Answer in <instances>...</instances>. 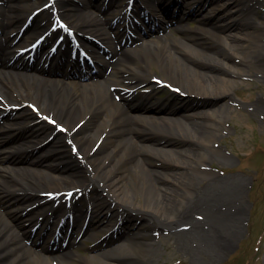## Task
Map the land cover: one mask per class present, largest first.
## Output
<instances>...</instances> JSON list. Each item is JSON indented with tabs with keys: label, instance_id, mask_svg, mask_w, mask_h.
<instances>
[{
	"label": "bare ground",
	"instance_id": "bare-ground-1",
	"mask_svg": "<svg viewBox=\"0 0 264 264\" xmlns=\"http://www.w3.org/2000/svg\"><path fill=\"white\" fill-rule=\"evenodd\" d=\"M3 1L0 264L72 263L62 255L85 264H158L157 243L150 241L152 236L145 230H170L203 216L211 228L217 225L228 230L234 226L224 217L223 208L245 204L241 192L246 179L216 176L208 167L214 160L210 151L222 153L216 141L231 110L237 80L250 75V68L264 71L259 50L264 46V30L247 16L241 0H223L239 39L222 34L230 27L224 25L216 9L203 13L206 3L214 0H135L133 9L130 1L124 5L125 0H109L104 12L98 0H54L58 13L53 16L52 8L42 10L28 37L23 38L27 42L31 37L34 41L43 37L45 46L51 43L35 64L25 61L23 55L15 57L20 51L10 44L27 6L20 0ZM153 4L166 10L163 18L156 17ZM125 7L131 12L126 15V27L143 31V26L147 30L133 31L134 37L117 43L116 29L110 26L108 31L105 25L115 13L124 21L121 12ZM187 8L188 16H200L206 27L189 36L192 44L166 41L162 32L167 24L176 21L181 25ZM57 19L66 21L74 35L65 28L53 30L50 24ZM208 36L217 43L211 42L209 50L200 52ZM80 52L83 59L91 57V61H79ZM31 69L35 79L26 72ZM157 88H170L173 93L161 100L153 95ZM31 104L40 107L39 114L30 109ZM256 106L264 110L263 100L258 99ZM150 153L166 161L167 166L150 167ZM90 186L108 192L86 198V208L96 218L102 215L86 226V235H90V227L104 230L114 223V229L130 215L126 213L129 209L150 217L125 228L130 234L120 230L119 224L106 239L107 245H116L103 250L105 244H98L95 251L100 252L90 256L78 254L66 238L57 245V251H48L44 241L41 250H36L34 243L42 237L32 231L35 225L48 229L47 240L61 233H57L59 223H53L56 209L67 210L71 222L80 226V216L74 213L77 205L66 208L60 203L71 192L72 200ZM31 206L38 209L29 213ZM83 209L80 206L77 212ZM240 216L238 212L236 217ZM211 232L210 239L204 229L180 230L170 233V239L177 250L194 261L210 264L233 245L232 240ZM10 254L13 257L7 262Z\"/></svg>",
	"mask_w": 264,
	"mask_h": 264
},
{
	"label": "rangeland",
	"instance_id": "rangeland-1",
	"mask_svg": "<svg viewBox=\"0 0 264 264\" xmlns=\"http://www.w3.org/2000/svg\"><path fill=\"white\" fill-rule=\"evenodd\" d=\"M20 1H23L21 5L27 6V9L24 11V16H26V14H30L47 0H43L39 3H36V0ZM4 2L5 1L0 0V4H4ZM125 3L127 2L125 1ZM240 3L241 6L247 10V16L255 23L260 24L264 30V0H241ZM226 5V2L223 0L221 2L213 1L207 3L203 13L213 12V9H216V14L222 18L224 25L230 27L228 31L222 34L239 39V32L229 24L228 17H226ZM195 7H197V5ZM156 8L159 12L158 18H162L163 14L160 13L159 7ZM164 13H166V11ZM182 25L184 27L183 31L179 30L178 24L169 23L163 32L164 39L166 41L176 40L182 44H192V42L189 41V36H195L193 34L199 31L200 28L206 27L201 22V17L194 15L184 18L182 20ZM142 30L145 31L147 29L145 28V30ZM133 31L136 33L143 32L136 27L128 30L129 33ZM132 34L134 36L136 35L134 33ZM129 39L130 36L127 40ZM211 42L217 43V40L212 36L206 37L205 43L200 45V52L209 50V44ZM262 44L264 45V38ZM262 47L263 48L259 50L262 53L261 61L264 63V46ZM248 72H250V75L237 80L238 83L235 84L233 93L234 98L231 99L230 103L231 110L225 115L224 119L226 122L223 123L218 132L220 140L218 139L216 142L220 146L222 153H212V151H210L214 156V160H212V167H208L210 168L209 170L212 169L211 171L215 173L216 176H241L245 178L246 184L241 192V197L245 204L242 206L236 204L237 207L232 204L227 208H223L224 217L234 225L229 227L228 230H224L217 225H213V228H211L204 216L200 217L201 219L198 220L195 218L193 221L187 220L182 222L180 226L170 230H160L155 233L153 229L145 230L146 234L152 236L150 241L152 242L155 240L157 243L156 246L159 249L158 264H199L190 256L177 250L174 242L170 239V233L172 234L176 231L188 229H204L207 238L210 239L213 236V232L211 231L214 230L220 236L232 240L233 245L227 254L220 259H214L210 264H264V110L256 106V101L258 99L264 102V71L258 72L250 68ZM172 93L170 88H157L153 95L156 98L164 100L168 96L171 97ZM199 108L201 107H198V109ZM147 155L149 159L148 165L150 167L164 169L167 166L166 161L161 160L160 157H157L155 154L150 153ZM173 157L177 158L176 156ZM126 170V174L130 175L129 169ZM199 177L203 179L202 176ZM107 192L108 191H96L94 186H90L89 191H85V193L82 192L72 205L79 204L87 206L89 204V201H86L87 197H95L97 193L106 195ZM238 203H240V201ZM238 212H241L240 217H236ZM126 213L130 215H126L125 219H121L120 225L127 234H130V230L125 228L133 226L134 222L139 224L142 217H150L148 213H140L130 209L127 210ZM231 219L234 221H231ZM110 228L111 227L108 226L102 231H95L94 233H97L96 237H99L98 239H88L85 237L82 240V244L76 247V252L81 256H90L91 254L100 252V250L95 251V248L98 244H105L107 242L105 238L109 234ZM167 237H169L167 239L168 241L165 240L167 243L163 242L162 239H166ZM42 240L44 241L43 238ZM140 240L143 242L145 241V239ZM159 241H161V244L158 243ZM115 245H105L103 250L111 249ZM36 248H40V246L37 244ZM49 248L51 251L55 250L53 245H50ZM12 257L13 254H10L7 262L10 261ZM61 258L72 261L71 264H85L83 261H74L72 257L67 255H62ZM57 260L59 259L57 258ZM30 264L35 263L31 262ZM36 264H40V262H36Z\"/></svg>",
	"mask_w": 264,
	"mask_h": 264
}]
</instances>
